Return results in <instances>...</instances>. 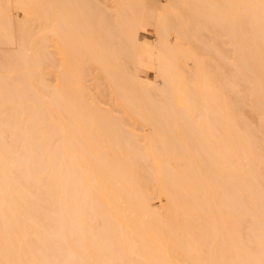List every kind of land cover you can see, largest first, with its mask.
I'll list each match as a JSON object with an SVG mask.
<instances>
[{"label":"bare ground","instance_id":"1","mask_svg":"<svg viewBox=\"0 0 264 264\" xmlns=\"http://www.w3.org/2000/svg\"><path fill=\"white\" fill-rule=\"evenodd\" d=\"M6 48L0 264H264V0H0Z\"/></svg>","mask_w":264,"mask_h":264},{"label":"rangeland","instance_id":"2","mask_svg":"<svg viewBox=\"0 0 264 264\" xmlns=\"http://www.w3.org/2000/svg\"><path fill=\"white\" fill-rule=\"evenodd\" d=\"M147 9L152 11V12H164L167 9V5H168V0H144ZM17 14V15H16ZM15 19L18 21L23 20V14L21 11H15L14 13ZM21 18V19H19ZM139 35H140V40L148 42V43H153L155 38L153 36V34L150 33H146L143 30H139ZM11 49L8 50V48H6L5 50H0V53L6 51V53H8V51L10 52ZM250 220L251 217H246ZM247 219V220H248ZM248 220V222H249ZM247 231V230H246ZM249 231V230H248Z\"/></svg>","mask_w":264,"mask_h":264}]
</instances>
